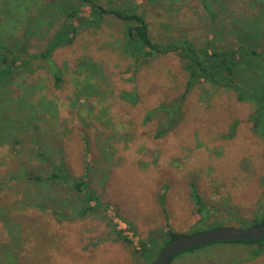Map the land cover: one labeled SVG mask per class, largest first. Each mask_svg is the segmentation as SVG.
<instances>
[{
    "label": "rangeland",
    "instance_id": "obj_1",
    "mask_svg": "<svg viewBox=\"0 0 264 264\" xmlns=\"http://www.w3.org/2000/svg\"><path fill=\"white\" fill-rule=\"evenodd\" d=\"M14 1L0 0V25L6 21L2 5L14 10ZM210 2L221 42L235 38L245 25L264 33V0ZM35 3L24 29L39 38L42 26V46L63 20L52 5L63 3ZM140 11L156 39L186 34L200 43L215 27L201 0H144ZM223 25L230 28L220 30ZM122 39V24L114 19L99 31H84L53 56L64 75L61 90L39 69L0 93L2 264H151L165 244L159 238L169 229L180 235L244 229L234 218L254 219L264 207V141L253 132V106L232 92L201 85L185 103L183 122L156 139L158 121L145 124V116L179 97L187 74L176 56H168L145 65L132 81L134 61L123 54ZM89 62L98 67L89 84L98 86L97 96L77 92L74 81L78 65ZM135 90L136 105L121 99ZM57 164H65L73 179L88 174L90 189L110 205V216L117 222V211L136 236L128 225L121 229L136 244L158 238L156 251L142 255L136 244L116 241L107 218L80 219L81 198L68 186L28 180V175H49ZM193 183L214 210L206 226L196 225L201 216L192 200ZM256 246L214 243L180 254L173 264H264Z\"/></svg>",
    "mask_w": 264,
    "mask_h": 264
},
{
    "label": "trees",
    "instance_id": "obj_2",
    "mask_svg": "<svg viewBox=\"0 0 264 264\" xmlns=\"http://www.w3.org/2000/svg\"><path fill=\"white\" fill-rule=\"evenodd\" d=\"M61 1L63 6L60 3H53L52 6L57 10H61L60 14L63 20L51 35L44 37L46 40L42 46L40 44L43 41V39H40L42 26L38 27L40 30L39 38H34L32 34L28 33V29H24V17H26V13L31 10L32 6L36 4L35 0H28V2L15 0L14 10L8 4L2 5L5 9L3 13L6 21L0 25V93L16 82L17 78L27 74L33 75L39 69L45 70L52 76L55 88L61 90L65 80L61 68L53 60L55 52L72 46L82 32L99 31L105 23L114 19L122 24V52L134 61L132 81L135 79V74L145 65L153 60L168 56H176L182 69L187 74L185 91L179 97L163 102L145 116V124L158 121V128L155 132L156 139H163L183 122L185 118V103L189 95L197 87L207 84L214 88L234 93L239 102L251 104L253 113L250 121L253 126V132L264 141V33L261 29H259L260 31H254L248 28V25H245L237 28L235 38L221 42L220 39L218 40L219 31H216L218 27L217 15L214 14L211 2L210 0H201L210 20L215 25L211 35L205 41L196 42L186 34L181 36L168 35L166 38L156 39L152 35L146 13L140 11L144 0ZM252 27L260 28L259 24L252 25ZM221 28L227 30L230 27L223 25L220 30H222ZM89 63H81L83 67H80L81 64L78 65L77 69L79 71H77L74 81L77 86V92L84 89L88 95L97 96L99 95L98 86L91 84L93 87L91 89L89 84L98 67L93 63L92 65L91 62ZM84 73L87 75H84ZM80 75L85 77L82 79L78 78ZM120 97L123 101L133 105H136L139 100L136 90L131 93L124 92ZM237 126V123L233 125V132ZM232 136L234 137V135ZM88 154L89 152L87 151V156ZM85 175L79 179H73L65 164H57L53 166V170L49 175H28V180L35 183L68 186L81 198L83 207L78 215L80 219L94 216L109 219V226L112 229L115 240L134 247L136 243L133 238L124 229H121L122 225H128L132 234L136 236V232L133 229L134 226L126 223L117 211L114 212L117 222L110 216V205L103 204L100 196L90 189L88 177L86 178ZM191 187L192 200L197 213L201 216V220L196 225L206 226L214 210L204 202L194 183ZM261 203L264 204V201ZM161 205L166 213L164 196L161 199ZM259 210L261 212L254 219L242 217H235L234 219L242 223L245 226L244 229L263 224L264 207ZM53 214L56 217L58 216L57 213ZM178 236L180 234L169 229L165 233V237H160L159 239H161L160 242L165 241V246ZM159 239L151 238L146 242L139 240L135 248L142 255L153 254L158 245L156 241ZM234 243L249 246L257 245L258 253L256 257L264 254V239ZM163 247L160 248V251ZM201 248L203 247L188 252ZM177 257L168 264H173ZM0 264H2L1 261Z\"/></svg>",
    "mask_w": 264,
    "mask_h": 264
},
{
    "label": "water",
    "instance_id": "obj_3",
    "mask_svg": "<svg viewBox=\"0 0 264 264\" xmlns=\"http://www.w3.org/2000/svg\"><path fill=\"white\" fill-rule=\"evenodd\" d=\"M262 239H264V223L247 229L223 227L193 235H180L163 247L153 264H168L182 253L214 243L260 241Z\"/></svg>",
    "mask_w": 264,
    "mask_h": 264
}]
</instances>
